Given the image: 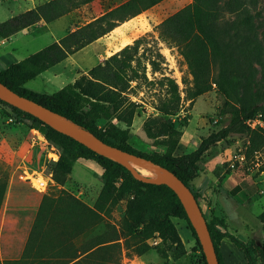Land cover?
<instances>
[{
	"label": "rangeland",
	"instance_id": "374dc122",
	"mask_svg": "<svg viewBox=\"0 0 264 264\" xmlns=\"http://www.w3.org/2000/svg\"><path fill=\"white\" fill-rule=\"evenodd\" d=\"M35 1L37 5L47 0ZM124 1L95 0L73 9L63 17L65 29L64 26L53 31L41 28L36 33V39L29 42L25 49L22 48L17 56L41 49L54 41L57 35L60 39ZM192 1L162 0L121 23L118 33L114 30L105 34L100 39L101 43H90L29 81L27 86L40 92L53 93L112 55L115 52L110 45L112 39L125 35L132 44L135 39L141 38L139 54L146 63L149 79L155 82L144 84L137 95H132L140 103L138 112L131 124L114 119L115 130H119L125 141L138 150L147 153L167 151L171 145L169 138L164 135L149 137L145 130L146 121L159 116L154 103L163 89L157 80L166 74L175 78L182 95L180 111L166 116V120L182 132L175 154L191 151L202 136L222 126L217 123L228 114L223 115L221 111L229 109L224 105V94L215 83L193 102L186 97L185 80L192 77L187 63L179 46L160 35L161 22ZM32 2L34 0L1 1L0 22L19 14ZM229 2L220 0L223 20L235 18V13L228 7ZM253 2L248 3L258 37L264 45V0ZM151 60L156 63L153 65ZM253 64L252 94L264 111V52L253 60ZM211 118L214 120L211 121ZM97 123L103 130L109 126L105 118H99ZM253 139L261 146L248 155V164L243 167L238 164L236 169H230L229 160L236 146H249ZM257 157L263 161L260 167L254 164ZM59 163L58 146L40 128L32 126L30 121L17 115L11 106L0 100V248H3V255L0 251V264H64L89 250L90 253L73 264H205L199 243L185 218L173 217L184 246L168 249L157 238L155 222L166 201L155 202L134 188H122V177L107 184L103 177L104 168L94 159L79 158L66 175L59 173ZM263 165L264 131L256 135L246 124L233 129L225 139L209 148L201 161L203 173L191 183L194 188L201 187L203 198L200 205L207 219L215 210L217 215L226 218L228 230L244 238L254 237L259 243L264 242V226L259 219V214L264 210ZM136 167L141 172L142 168L150 171L144 174L157 176L154 170L146 166L136 163ZM229 170L235 174L223 178ZM58 174L59 179L56 177ZM34 175L44 177L48 181L47 187L33 185L31 181ZM216 178L217 183H214ZM19 182L27 184L25 187L29 193L26 205L17 204L26 197L24 191L17 188ZM205 189H208L207 193ZM25 211L33 213L34 219L43 226L38 236L31 235L35 240L29 243L30 254L34 252V256L42 258L36 259L40 261L37 263L28 259L22 241ZM16 220L21 230L13 228ZM123 224L136 232L145 233L147 238L141 236L138 240L147 242L152 248L144 254H137L132 246L134 239L126 240ZM220 248L223 264H246L242 251L229 238L221 241ZM30 254L29 257L32 256Z\"/></svg>",
	"mask_w": 264,
	"mask_h": 264
},
{
	"label": "trees",
	"instance_id": "16d2710c",
	"mask_svg": "<svg viewBox=\"0 0 264 264\" xmlns=\"http://www.w3.org/2000/svg\"><path fill=\"white\" fill-rule=\"evenodd\" d=\"M93 1L95 0H47L0 22V37H8L41 20L57 19ZM161 1L126 0L70 31L59 40L3 67L0 69V81L19 94L58 112L64 118L87 129L104 141L151 159L174 171L191 187L201 203L203 193L200 189L192 187L191 183L202 171L201 161L204 154L213 144L225 139L233 129L246 126L247 119L255 117L260 112L264 113L252 94L253 60L264 52V45L258 37L256 23L248 3L253 1L255 3L256 0H230L228 7L235 13V18L231 20H223V15L220 13V0H193L161 22V37L179 46L192 76L190 80H185L186 97L193 102L210 90L215 83L218 90L225 96L224 105L229 106L228 110L221 111L223 115L228 114L225 119L221 118L217 123L222 126L202 136L192 151L175 154L182 132L172 122L169 123L166 116L180 111L182 95L175 78L166 74L157 80L163 89L154 103L159 116L148 119L145 130L149 137L164 135L169 138L171 145L167 151L147 153L138 150L125 141L119 130H115L114 119L131 124L138 112L140 103L134 100L132 95H137L144 84L149 85L155 82L149 79L146 63L139 54L141 38L135 39L132 44L125 45L102 62L81 73L73 82L67 83L53 93L40 92L27 86V82L35 79L46 69ZM151 63L154 65L156 62L151 60ZM0 100L11 106L17 115L30 121L32 126L40 128L46 137L58 146L60 174L66 175L79 158L94 159L104 168L103 177L107 184H112L115 179L122 177V188H134L155 202L166 201L167 204L162 206L155 222L157 238L167 245L168 249L173 246H184L185 243L173 217L185 218L199 243L205 264H208L186 209L170 186L137 179L120 161L94 151L34 114L1 98ZM99 118L109 121L108 128L103 130L99 127L97 123ZM253 131L259 135L260 131L264 130L253 129ZM254 142L255 139L251 140L248 146V155L261 146ZM262 169L264 170V165ZM231 172L229 170L223 178ZM56 177L59 179V174ZM220 179L222 180V177ZM259 219L264 226V210L259 214ZM207 221L220 264H223L220 245L224 238H229L242 251L246 264H264V242L259 243L254 237L244 238L231 232L227 229L226 218L217 215L215 210L211 211V218ZM123 228L127 242L134 239L135 244L133 243L132 246L137 254H144L152 248L147 242L138 240L141 236L146 239L145 233L136 232L125 224Z\"/></svg>",
	"mask_w": 264,
	"mask_h": 264
},
{
	"label": "water",
	"instance_id": "95a60500",
	"mask_svg": "<svg viewBox=\"0 0 264 264\" xmlns=\"http://www.w3.org/2000/svg\"><path fill=\"white\" fill-rule=\"evenodd\" d=\"M0 98L10 104H13L14 106L34 114L55 129L84 143L94 151L120 161L137 179L144 182L167 184L170 186L177 193L186 209L190 222L197 232V236L205 253L207 263L220 264L204 211L191 187L188 186L174 171L155 163L151 159L124 150L104 141L87 129L64 118L58 112L31 98L19 94L2 81H0ZM136 163L154 170L157 173V176L144 174L136 167Z\"/></svg>",
	"mask_w": 264,
	"mask_h": 264
},
{
	"label": "crops",
	"instance_id": "0c3cea01",
	"mask_svg": "<svg viewBox=\"0 0 264 264\" xmlns=\"http://www.w3.org/2000/svg\"><path fill=\"white\" fill-rule=\"evenodd\" d=\"M1 1L4 2V0H0V2ZM42 1H44V0H42ZM35 5H36V1L34 0V2H32V4H30L29 6H27L23 11H26V10L30 9V8L34 7ZM12 16H14V15H12ZM63 17H65V15H63V16L57 18V19H54L53 21H50V22L41 21V22L36 23L34 25H31L29 27H25V28L17 31L16 33H14V34H12V35H10L8 37H0V63L2 64V67H6V66L10 65L11 63L17 62V61H19V60H21V59L25 58L26 56H28V55L33 53L32 52V53H28V54H22V56H20V57L17 56V53L20 52L22 48L25 49V47L29 44V42H31L32 40L36 39V35H38L36 33L38 31H40L41 28L44 29V31H53V30H55V28L56 29L60 28V27L62 28V26H64V29H65L66 28L65 27L66 24H65V20H63ZM9 18H7V19H9ZM101 38L102 37L98 38L96 41H94L92 43H101L100 42ZM53 39H54V41L55 40H59V35H57ZM41 48H43V47H41ZM71 56H72V54H70L68 57H71ZM42 73H44V72H42ZM42 73L40 75H42ZM40 75H38V76H40ZM196 146L197 145H195V147H193L192 150H194L196 148ZM201 173H203V171H201ZM234 174H235L234 172H231L230 176H233ZM214 183H217V178H216V181ZM223 184H224V182H223ZM223 184H222V187H223ZM26 185H27L26 183H22V182H19V184H18L17 188L19 190H23L25 195H26V197L23 199L22 202H18L17 204H23V205L28 204L27 195H28L29 192L27 191V188L25 187ZM197 188L200 189L201 188L200 185ZM205 191L207 193L208 189H205ZM24 213H25V229H24V237H23L22 241L24 242V244L26 246L25 247L26 248L25 249V253L28 256V259L35 260V263H37V262H40V261H36V259H42V258H39V256H37V257L34 256V252H32L30 254L29 243H31L32 241L35 240V238H32L31 235L32 236L33 235L38 236L40 234V232L43 230L42 229L43 226H42V224H40V222H38L36 219H34L33 213H30V212L28 213L27 211H25ZM37 215H36V217H38ZM36 221H37V223H36ZM15 223H16V226H13V228L16 229V230H21L20 225L17 224V220H16ZM36 240H37V238H36ZM0 251H1V254L3 255V248L2 247L0 248ZM17 251L20 252L19 249ZM90 251L91 250L85 251V252L81 253V255L75 257L74 259H72V260H70V261H68V262H66L64 264H73V263L77 262L78 260H80L82 257L86 256L88 253H90ZM16 253L18 254V252H16ZM29 254L32 255V256L29 257Z\"/></svg>",
	"mask_w": 264,
	"mask_h": 264
},
{
	"label": "built area",
	"instance_id": "2783aa9c",
	"mask_svg": "<svg viewBox=\"0 0 264 264\" xmlns=\"http://www.w3.org/2000/svg\"><path fill=\"white\" fill-rule=\"evenodd\" d=\"M245 123L252 129H262L264 130V113L260 112L255 117L247 119ZM248 146L244 144H238L229 160V167L236 169L237 165L243 167L246 166L249 162V156L247 152ZM263 161L258 157L255 159V166L260 167ZM42 187H47L48 181L43 177L42 181L39 183Z\"/></svg>",
	"mask_w": 264,
	"mask_h": 264
},
{
	"label": "bare ground",
	"instance_id": "6f19581e",
	"mask_svg": "<svg viewBox=\"0 0 264 264\" xmlns=\"http://www.w3.org/2000/svg\"><path fill=\"white\" fill-rule=\"evenodd\" d=\"M126 22V21H125ZM121 26V25H120ZM119 28V25L116 27V28H114L113 30H112V32L114 31V30H116V33H118L119 31L117 30ZM118 31V32H117ZM130 32V31H129ZM134 32V31H133ZM132 32V33H133ZM135 33V32H134ZM134 37V36H133ZM132 41V40H131ZM130 43V40H129V38H127L125 35H121V36H118V37H116V38H114V39H112V41L110 42V45L111 46H113L114 48H115V52H116V50H118V49H120V48H122V46H125V45H127V44H129ZM142 167V166H141ZM141 170H143V172H145V173H150V171H148L147 169H144V168H142ZM42 181V178L41 177H39V176H36V175H34L33 177H32V183H33V185H39V183ZM40 186V185H39Z\"/></svg>",
	"mask_w": 264,
	"mask_h": 264
}]
</instances>
